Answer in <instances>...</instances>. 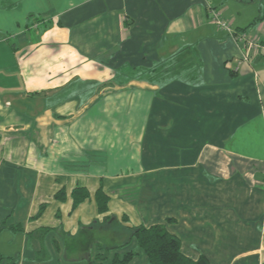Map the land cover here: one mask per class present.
<instances>
[{"label": "crops", "instance_id": "crops-1", "mask_svg": "<svg viewBox=\"0 0 264 264\" xmlns=\"http://www.w3.org/2000/svg\"><path fill=\"white\" fill-rule=\"evenodd\" d=\"M242 2L0 0L1 255L88 264L163 224L191 259L264 264V53L239 64L211 20L242 31L263 9L250 20ZM244 32L264 45V22ZM190 57L197 78L148 79Z\"/></svg>", "mask_w": 264, "mask_h": 264}, {"label": "trees", "instance_id": "trees-1", "mask_svg": "<svg viewBox=\"0 0 264 264\" xmlns=\"http://www.w3.org/2000/svg\"><path fill=\"white\" fill-rule=\"evenodd\" d=\"M259 22H264V4L262 12L242 31H246L248 28L255 26ZM201 68L202 63L191 57L181 64L176 60H172L159 65L148 79H156L157 81L159 79L164 80L169 77L171 78L183 74V76L192 80L197 78L200 74ZM64 196L65 193L63 190H59L55 194V198L61 200L64 199ZM88 197L89 192L86 188H74L71 192V198L73 200L72 208L75 209ZM95 200L99 213L106 212L109 197L102 188H99L96 191ZM43 209L44 205H41L35 217L40 216ZM10 228L14 232L21 231L19 226H12ZM126 231V240L123 243L111 245L110 247L100 250L94 255V259L90 260L88 264H129L133 258L138 255V250H141L145 254L147 259L145 264H211L208 258L204 255H200L197 259H191L184 255L181 251V242L179 238L169 233L163 224H154L149 227L139 225L127 228ZM132 240L135 241L134 248L126 251L122 255L116 252L117 250L129 246ZM0 264H16V260L12 257L0 254Z\"/></svg>", "mask_w": 264, "mask_h": 264}, {"label": "built area", "instance_id": "built-area-1", "mask_svg": "<svg viewBox=\"0 0 264 264\" xmlns=\"http://www.w3.org/2000/svg\"><path fill=\"white\" fill-rule=\"evenodd\" d=\"M211 20L212 22L221 30L226 31L229 35H231L235 41L241 43L242 45V59L239 61V64L243 61L248 60V56L251 53H264V45H261L257 39L249 36L245 32H234L231 29L230 23L222 18L220 12L218 10L211 9ZM237 69V68H236Z\"/></svg>", "mask_w": 264, "mask_h": 264}, {"label": "rangeland", "instance_id": "rangeland-1", "mask_svg": "<svg viewBox=\"0 0 264 264\" xmlns=\"http://www.w3.org/2000/svg\"><path fill=\"white\" fill-rule=\"evenodd\" d=\"M241 1H243L242 3H246V5L248 7L245 17H248L250 20H251V18H254V16H256V14H258V12H259L258 10H261L263 7V4H264V0H241ZM224 8H226V6H224Z\"/></svg>", "mask_w": 264, "mask_h": 264}]
</instances>
